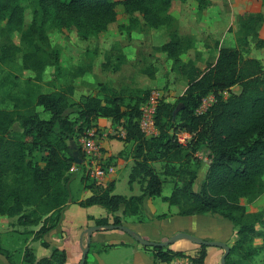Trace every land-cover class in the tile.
<instances>
[{
  "label": "trees",
  "instance_id": "1",
  "mask_svg": "<svg viewBox=\"0 0 264 264\" xmlns=\"http://www.w3.org/2000/svg\"><path fill=\"white\" fill-rule=\"evenodd\" d=\"M33 1L34 20L24 30V3ZM187 0H0V64L16 61L22 52L21 44L13 40L21 34L22 43L31 42L33 49L21 55L22 67L42 81L47 68L56 65L59 54L52 51L44 25L62 31L75 28L82 39L98 38L109 31L118 19L117 7L122 6L129 17L128 25L120 32L128 35L137 29L170 28L175 19L170 14L172 3ZM199 11L211 5L208 0H194ZM41 18L42 24H39ZM264 24L262 13L239 16L241 34L245 39H258ZM144 32V31H142ZM193 41L171 33L170 41L157 52L167 54L184 76L187 88L175 104L163 100L157 113L158 137L144 138L138 127L141 107L149 92L139 88L114 90L100 84L98 94L74 99L76 87L68 84L58 91L12 99V107L0 108V218L11 220L10 226L25 229L22 233L34 235V243L50 249L46 235L62 219L68 204L86 208L100 206L113 216V224L123 225V217L142 215L146 198L162 196L166 182L173 184V192L164 201L178 208L181 217H220L235 228L236 242L230 248L227 264H246L258 254L255 241H264V208L250 213L247 205L264 195V67L255 58L245 59L239 48L217 47L218 56L203 70L196 62H184L182 55ZM259 39L256 47L262 48ZM120 62L125 56H120ZM108 64V62H107ZM90 68H77L74 78H81ZM156 70L144 73L155 78ZM241 86V92L231 93L227 99L218 95ZM218 95L216 104L204 116L195 110L207 95ZM39 108L48 113L43 119ZM179 113L174 118L175 111ZM98 118H107L123 127L125 143L137 144L133 155L134 166L129 185L141 187L142 194L126 197L114 194L115 186L101 188L94 180L81 177L83 190L93 195L79 200L73 197L71 184L84 166L76 164L75 152H81L78 142ZM19 124L20 131L14 129ZM195 134L187 146L180 145L177 134ZM204 152L210 163L198 191V180L203 161L196 153ZM162 164L159 172L154 164ZM123 210L122 216L117 213ZM162 217H166L163 215ZM94 220L93 218H90ZM15 222H12L14 221ZM97 226H106L109 218L94 220ZM34 228H38L37 231ZM149 248V247H148ZM153 264H206L208 247L201 246L194 254L171 248H151ZM0 255L11 261L13 254L0 244ZM235 255L239 257L234 258ZM65 250L53 248L49 256L38 257L36 249L27 246L21 264H66ZM87 264V262H86Z\"/></svg>",
  "mask_w": 264,
  "mask_h": 264
},
{
  "label": "rangeland",
  "instance_id": "2",
  "mask_svg": "<svg viewBox=\"0 0 264 264\" xmlns=\"http://www.w3.org/2000/svg\"><path fill=\"white\" fill-rule=\"evenodd\" d=\"M187 1L189 4L186 2L187 4L184 3L183 6H175L174 12L180 16H183V14L187 12L193 17V19L191 21L182 20L181 22H175L172 27L168 28L169 31L166 27L161 28L157 37H149L151 39L153 38L150 45L144 41L146 37L141 36V34L138 33L140 31L148 33V30L140 29V27L136 30V33L133 32V36L131 35V37H127L125 32H120L121 29L119 27L121 25L129 24V17L125 14L122 6L117 7V21L111 25V29L107 33L100 35L98 38H88L84 40L80 37L75 28L59 31L52 28L49 24L44 25V29L51 44L50 50L58 52L59 61L56 65L47 68L43 80L40 82L33 80L35 76L34 73L31 71H25L22 67L21 55L33 49V44L31 42L22 43L21 34H14L13 40L16 44H21L22 52L18 54L15 62L6 65L0 64V108L12 107V99L15 97H24L27 93H31L33 96H36L39 93H51L62 89L68 84L75 85V94L77 95L75 98H78L79 94L82 93L98 94L100 92V84L119 91L125 88H132L134 85L144 86V80L146 82L145 89L149 93L153 90H161L165 102L175 104L178 98L186 90L188 78L174 67L173 61L169 59L165 53L163 54L156 51V47L170 40L171 33L173 32L179 35L183 34L182 37L190 39L193 43L196 39V44L184 52L182 60L184 62H196L197 66L202 70L206 68L209 63L214 62L216 56L215 51L221 43H223L224 46L241 49L245 59H258L264 67V46L262 48L256 47L259 39L264 40L260 33L264 24L260 28L259 38H251L249 39V42H247L250 44L249 47H247V50H244L245 39L241 34L239 25V16L244 11L262 13L264 15V0H248L243 1L242 4H238L239 0H219L215 6L211 4L201 12L194 0ZM23 5L25 11L24 30H27L34 20V3L33 1H27ZM38 22L39 24H42L41 18ZM116 42L121 44V47L119 48H122L125 55L122 51H109ZM199 48L201 50H199ZM107 51L109 52L105 55ZM121 55L125 56L123 62H120ZM106 62H108V64ZM81 67L85 69L90 68L91 71L93 67L94 69L92 72L89 71V74L85 75L83 78H74V73L77 71V68ZM152 68L153 70H156L155 79L142 74V70ZM241 89V86H237L230 91H223L225 93H222L221 96L224 99H227L232 92L239 94ZM218 95L215 94L216 97H218ZM39 111L43 119L49 117V114L43 112L41 108H39ZM178 113L179 111L175 114V119ZM114 128L115 129H113L110 138L121 139V126L114 125ZM14 129L16 131L21 130L19 124H16ZM78 144L81 146L80 141ZM196 156L203 161V167L207 166L205 160H208L209 158L204 152L196 153ZM132 165L133 164L117 172L115 194L127 197L140 194L139 186H136L135 192L131 191L129 186V176ZM154 166L159 172L162 171V164L157 163L154 164ZM86 170L85 166H83L81 171L76 173L73 178L71 190L75 199H85L89 197V193L83 190L81 183L82 176L92 181V179L86 174ZM202 181L203 180L200 176L194 185L195 189L201 186ZM172 192L173 184L166 182L163 187V195L170 196ZM156 200L157 215L174 213L178 209L177 207L169 206L161 199ZM245 204L250 213L259 212L264 208V195L251 204L246 202ZM96 208L97 209L93 212H89L88 210L73 204L69 208L67 215L68 221H71L70 225L74 228H78L87 222V215L89 213L99 217L103 212H106V210L100 206H97ZM191 218L192 219L188 222H193L194 228L185 233L196 236L202 240L221 242V235H224L223 233L231 237L233 231H235L231 222L219 217L201 216L197 218L194 217L195 219H193V217ZM144 219L147 221L146 215H144ZM224 221H226V223H224L226 226L225 228H222V225H224L222 223ZM12 222H15V220ZM176 222L175 219H164L151 226H153L152 229L154 234H157V232L172 230L173 227L171 226L178 224ZM110 223H113V220H111ZM186 223V221H182L180 225H186ZM130 224H134L132 228L127 226ZM123 225L135 231L137 224L129 219L127 222L124 220ZM17 230L18 231H14V229H12L11 231L13 234H20L19 232H23L25 229L17 228ZM34 230H36V228H34ZM22 234L26 235L27 233ZM172 235L174 236L175 234ZM171 237L172 236H170V238ZM236 240L235 236L234 238L229 239L226 243L231 248L234 246ZM11 242H13L16 247H19L15 258L21 259L23 245L26 243V240L24 238L20 239L15 237ZM175 244L167 248L178 251L179 249H177L178 247H176L177 245ZM254 245L260 248L259 252L252 261L246 264H264V241L258 239L255 241ZM192 246L194 247L193 251L184 252L194 255L201 247L193 243ZM34 248L38 249L39 257L47 255L45 249L40 248L38 243H35ZM92 250L88 255L87 264H97L96 258L103 261L105 264H130V258L132 257V250L121 245L105 250L100 256L95 254L94 247ZM211 250L212 253L209 255V258L206 259V264H221L220 260L224 254V250L208 247V251ZM238 257V255L234 256L235 259ZM176 263L190 264V261L184 259L176 261Z\"/></svg>",
  "mask_w": 264,
  "mask_h": 264
},
{
  "label": "crops",
  "instance_id": "3",
  "mask_svg": "<svg viewBox=\"0 0 264 264\" xmlns=\"http://www.w3.org/2000/svg\"><path fill=\"white\" fill-rule=\"evenodd\" d=\"M208 1H210L211 4L215 6L219 0H208ZM243 1H248V0H239L238 4H242ZM187 3L189 4L188 1H187ZM250 3H245V4H250ZM183 4L184 3L180 2V1H175L172 3V7L170 9V14L175 19L176 22H178V21L181 22L182 20L191 21L193 19V17L190 16L187 12L184 13L183 16H180L174 12L175 6L180 7V5L183 6ZM245 13H253V12L244 11L241 15H243ZM208 21H209V19H208ZM110 29H111V26H110L109 30ZM160 29L149 30V31H147L148 33H145L142 31H140L138 33L141 34V36L146 37L144 41H146V43L148 45H150L153 38L151 39L149 37H157L159 35L158 33H159ZM166 29L168 30L167 27H166ZM136 32H134V33H136ZM260 33L264 39V27H262V30L260 31ZM103 34H105V33H103ZM131 35L133 36V33L130 35H128L126 33L127 37H129V36L131 37ZM169 36H170V34H169ZM180 36H183V34H180ZM169 41L159 45L158 47L168 43ZM195 44H196V39H195V42L192 44V47ZM119 47H121V44L119 42H116L111 47V49H109V51H113V50L122 51V53L124 54L122 48H119ZM220 47H228V46H224V44L221 43ZM199 50H201V49L199 48ZM109 51H107L105 53V55ZM215 52H216V56H215V59H216V57L218 56V50L216 49ZM160 53H162V52H160ZM126 61H127V58H126ZM121 68H122V66H121ZM93 69H94V67H93ZM93 69H92V71H93ZM142 74H145L144 70H142ZM155 74H156V72H155ZM143 82L145 84L144 86L143 85L142 86L134 85V86H132V88H139V89L146 90L145 89L146 88L145 80ZM83 95H88V94H83V93L79 94L78 98H75V97H77V95L75 94L74 99L76 101H79ZM94 125L96 126L94 129L98 130L99 132L104 133V134L110 133L109 136L104 137V138L102 137V139H101V144L103 146L102 164L105 166L106 169L112 168V171L108 173V175L104 179V182L101 184H97V185L101 188H107L111 184H114L115 190H116V174H117V172L119 170H123V169L127 168L129 165L133 164L131 167V171H132V168L134 166L133 155L135 154L137 144L125 143V142L121 141V139H115V138L111 139L110 138V136L112 135L111 132L113 131V129H115L114 128L115 124H113V121L111 119L98 118L95 120ZM123 130H124L123 127H121V131H123ZM208 165L209 164L207 163V166L202 167V169L199 171L198 176L199 177L201 176L202 180L205 179L206 172L208 169ZM130 174H131V172H130ZM129 180H130V176H129ZM136 186L140 187V185L138 183H134L132 188L130 187L131 191L135 192ZM82 188H83V185H82ZM199 188L200 187L195 189V186H194L195 191H198ZM115 190H114V192H115ZM84 191H87L89 193V195H88L89 197L93 195V192L91 190H84ZM139 191H140L139 195H141L142 194L141 187L139 188ZM132 196H138V195H132ZM165 197H169V195L164 196L163 192H162L161 197L146 198L145 202H144V209H143L142 215L137 216V217H123L122 220L123 221L126 220V222L129 219L133 220V223L137 224L136 229L133 227L135 229V232L137 234H139L140 236H142L144 239L149 240V241H153V242H165L170 238V236H173L172 234H178L180 232H189L190 229L192 230V228H194L193 222H188L192 218L179 216L178 215V209L174 213H163V214L157 215V211H156L157 210L156 209V201L157 200L156 199H161L164 203H167L164 201ZM79 200H84V198L83 199L80 198ZM72 205L73 204L71 203L65 207V209L62 212V219H61L60 223L58 224V226L53 231H51L48 235H46L45 241L50 245V249H46V248L42 247L39 242H37V243L39 244L40 248H44L45 251L47 252L46 253L47 255H44V256H49L51 253V250L53 248H58V249L66 251V253H67L66 264H79V262L82 258V242H83L82 241V235H83L84 230L90 226H94L95 225L94 220L109 218L111 221V220H113V216L111 214H109L106 209H105L106 212H103L102 215H100L99 217H97L94 214L89 213L87 215V222L84 225L79 226L78 228H74L72 225H70L71 221H68V218H67L69 208ZM96 207L97 206L94 205V206L86 207L84 209L88 210L89 212H93L94 210L97 209ZM172 207H175V206H172ZM81 208H83V207H81ZM122 212H123V210H120L117 213V215L122 216ZM144 215H146L147 221L144 219ZM163 215H166V217H162ZM197 217H201V216H197ZM197 217H195V218H197ZM90 218H93L94 220H91ZM195 218L193 217V219H195ZM164 219L165 220L175 219V221H177L176 223H178V224H174L173 226H171V227H173L172 230L161 231V232H157V234H154L153 229H152L153 226H151V225L159 223ZM198 219H200V218H198ZM182 221H186L187 222L186 225H180V223ZM215 221H217V220H215ZM226 221H224L222 224L226 223ZM10 222H11V220L8 218H0V244L2 245L3 248L9 250L13 254V258L10 261L5 256L0 255V264H21L22 258L21 259L15 258V256L18 253L19 247H16L15 244L13 242H11V240L14 239L15 237L20 238V239L24 238L26 240V243L23 245V252H24V250L27 246H32V247L35 246V243L33 241L34 235H32V234L24 235V234H18V233L13 234V232L11 231L13 228L10 226ZM126 224H128V223H126ZM133 225L134 224H130L127 226L132 228ZM225 226H226V224L222 225V228H225ZM37 229L38 228H36L35 231H37ZM235 233H236V231H233V235L231 237L227 236L225 233H223L224 235H221V237H222L221 242H228L229 239H232L236 236ZM7 237H8V239H7ZM120 245L125 246L128 249L132 250V257L130 258V264H153L154 263V257H153V253L151 252V248L144 247V246L140 245L135 240H133L128 234H126L120 230H113V231L103 230V231L94 233L93 237H92V244H91L92 247H91L90 251L94 247L95 248V251H94L95 254L97 256H100V254L102 252H104L105 250L110 249V248H114V247H117ZM175 245H177L176 247H178L177 248V249H179L178 251H193V249H194V247L192 246V243L190 241H187V240H181L180 242H176ZM212 249H216V248H212ZM36 252H37V256H38V249H36ZM211 253H212V250L208 251V257L207 258H209V255ZM22 256H23V254H22ZM97 260L98 259L96 258L97 264H105L103 261L98 260L99 261L98 262Z\"/></svg>",
  "mask_w": 264,
  "mask_h": 264
},
{
  "label": "built area",
  "instance_id": "4",
  "mask_svg": "<svg viewBox=\"0 0 264 264\" xmlns=\"http://www.w3.org/2000/svg\"><path fill=\"white\" fill-rule=\"evenodd\" d=\"M225 92H220L219 95ZM218 97L215 93H211L204 97L197 109L195 110L196 116H204L210 109L216 104ZM164 100V95L161 90H153L149 93L146 102L141 107V114L138 118V127L144 138L150 140L159 136L160 131L157 125V113ZM110 134V133H109ZM109 134H104L96 129H90L80 139L81 152L83 154V163L85 166L86 174L94 180L97 184L104 182V179L112 168L106 169L102 165L103 160V146L101 144L102 137H107ZM112 134V132H111ZM120 137H126V131L120 132ZM177 141L180 145L187 147L195 137V134L189 132H180L177 134ZM206 163H210V160H205Z\"/></svg>",
  "mask_w": 264,
  "mask_h": 264
},
{
  "label": "water",
  "instance_id": "5",
  "mask_svg": "<svg viewBox=\"0 0 264 264\" xmlns=\"http://www.w3.org/2000/svg\"><path fill=\"white\" fill-rule=\"evenodd\" d=\"M178 110L175 111V114L177 113ZM174 114V116H175ZM74 157L76 160V164H82L83 163V158L80 152H75L74 153ZM113 231V230H120L126 234H128L133 240H135L137 243H139L140 245L144 246V247H149V248H158V247H162V248H166V247H170L173 244H175L178 241L181 240H187L190 241L193 244H196L198 246H206V247H212V248H219L221 250H224V254L221 257V264H227V257L230 254V246L226 243V242H219V241H206V240H202L196 236H193L191 234L185 233V232H180L178 234H175L174 236H172L171 238H169L167 241L165 242H153V241H149L144 239L142 236H140L139 234H137L134 230L130 229L129 227L125 226V225H115V224H109L106 226H90L88 228H86L83 232L82 235V258L79 262V264H86L87 262V258L88 255L90 253V249H91V244H92V237L93 234L96 232H100V231Z\"/></svg>",
  "mask_w": 264,
  "mask_h": 264
}]
</instances>
